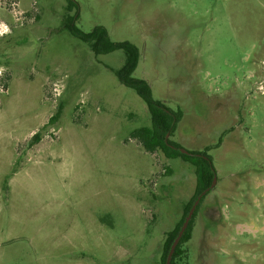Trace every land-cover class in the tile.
<instances>
[{
	"label": "rangeland",
	"instance_id": "rangeland-1",
	"mask_svg": "<svg viewBox=\"0 0 264 264\" xmlns=\"http://www.w3.org/2000/svg\"><path fill=\"white\" fill-rule=\"evenodd\" d=\"M74 1L0 0V264H161L199 187L132 137L151 119L115 75L124 53L96 56L69 15L135 44L133 76L182 112L169 140L211 157L182 264H264V220L212 228L264 216V0Z\"/></svg>",
	"mask_w": 264,
	"mask_h": 264
},
{
	"label": "trees",
	"instance_id": "trees-1",
	"mask_svg": "<svg viewBox=\"0 0 264 264\" xmlns=\"http://www.w3.org/2000/svg\"><path fill=\"white\" fill-rule=\"evenodd\" d=\"M67 1V9L69 12L77 8V3L74 0ZM76 20L77 18H75V16H67L64 20L63 27L67 29L74 37L80 39L84 43H87L96 56L106 55L116 51H122L125 55L124 65L121 69L115 71V75L122 85L134 90L143 100L147 106V111L151 119V125L149 127H143L136 130L132 134V137L137 139L147 152L152 153L159 150L163 152L168 158L180 157L196 168L199 177V187L196 195L185 206L184 215L175 229L167 234L163 255L161 258V264H165L169 248L177 233L179 232L195 198L212 183L214 171L212 164L209 163V161H211V157L206 151L191 153L203 155L207 159L196 155L187 156L181 153V147L172 140H168L169 145L166 144L165 137L167 133H170V136H173L176 130V124L182 117V112L180 110H171L160 101L154 100L152 96V88L149 83L146 80L137 79L133 76V73L137 69L140 61L141 54L139 48L129 41H113L109 36L108 30L103 26H96L91 32L85 33L76 26ZM60 113L61 112L59 111L54 117H52L50 122H55L59 118ZM33 140L39 142V135L35 134L33 136ZM195 216L196 212L181 243L176 249L172 264H182L186 259V250L183 248V246L191 240Z\"/></svg>",
	"mask_w": 264,
	"mask_h": 264
},
{
	"label": "water",
	"instance_id": "water-1",
	"mask_svg": "<svg viewBox=\"0 0 264 264\" xmlns=\"http://www.w3.org/2000/svg\"><path fill=\"white\" fill-rule=\"evenodd\" d=\"M169 136H170V133H167L166 137H165V142L166 144L169 145L168 143V140H169ZM171 146V145H170ZM172 147V146H171ZM181 153L184 154V155H187V156H200V157H204L206 158L205 156L203 155H198V154H193L187 150H184V149H180ZM207 159V158H206ZM209 163L211 164V161H209ZM216 183V177H215V174H214V177H213V180H212V183L211 185L206 188L205 190H203L194 200L188 214L186 215L183 223H182V226L179 230V232L177 233L176 237L174 238L170 248H169V251H168V254H167V257H166V261H165V264H172V260H173V257H174V254L176 252V249L178 247V245L181 243L193 217H194V214L198 208V206L200 205L201 201L203 200V198L205 197V195L212 189V187L214 186V184Z\"/></svg>",
	"mask_w": 264,
	"mask_h": 264
},
{
	"label": "flooded vegetation",
	"instance_id": "flooded-vegetation-1",
	"mask_svg": "<svg viewBox=\"0 0 264 264\" xmlns=\"http://www.w3.org/2000/svg\"><path fill=\"white\" fill-rule=\"evenodd\" d=\"M264 220V216H231L228 221H226L223 216H216L213 221L212 228H219L222 230V227L225 225L229 230V233L231 235L238 234V230H242L243 233H250V230L248 228L251 227L252 220ZM211 221V222H212ZM225 227V228H226ZM237 244L240 242L237 238H235Z\"/></svg>",
	"mask_w": 264,
	"mask_h": 264
}]
</instances>
